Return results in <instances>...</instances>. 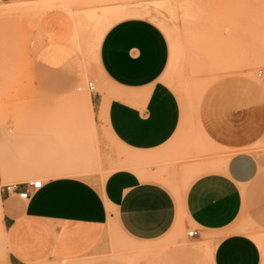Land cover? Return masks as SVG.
<instances>
[{"label":"crops","instance_id":"1","mask_svg":"<svg viewBox=\"0 0 264 264\" xmlns=\"http://www.w3.org/2000/svg\"><path fill=\"white\" fill-rule=\"evenodd\" d=\"M63 11L48 10L39 18L42 43L34 56L36 83L53 94L74 91L88 75V52L92 55L89 38L77 35L75 19L72 22V15ZM163 32L150 20L129 17L116 21L103 34L94 58L110 88L91 96L94 115L86 118L89 140L82 150L89 151V145L94 144L102 152L107 132L144 155L162 157L165 152L179 151L182 111L175 93L162 82L171 63L170 44ZM238 83L248 93L264 91L257 89L264 88L262 84L243 86L241 79ZM214 103L212 108L222 104ZM220 114L201 113L203 132L223 150L236 153L208 172L198 173L197 164L191 162L172 167L168 171L175 178L182 171L195 175L180 195L159 181L156 168L146 167L147 162L142 175L120 169L96 184L85 176L61 171L63 165L56 162L63 160L67 150L54 147V139H40L34 149L0 150V225L6 233L8 264L76 262L94 257L108 243L113 227L141 246L153 248L145 264H175L177 249L170 246L158 252L153 242L170 233L177 223L197 231L199 239L207 233L223 234L208 255L211 264H264V246L259 244L264 242V234L248 235L238 229L244 223L264 228V149L246 151L264 144V128L260 130L258 125L256 129L248 120L245 131L246 124L239 123L238 115L231 112L228 128L217 132L214 121ZM182 150L186 153L187 147ZM20 153L28 159H20ZM10 167L53 171L42 172L51 177L43 180V187L35 193L24 185L32 181L18 182L23 184L22 191L31 192V199L24 200L5 190L9 185L3 183L6 176L22 174L6 172Z\"/></svg>","mask_w":264,"mask_h":264},{"label":"rangeland","instance_id":"2","mask_svg":"<svg viewBox=\"0 0 264 264\" xmlns=\"http://www.w3.org/2000/svg\"><path fill=\"white\" fill-rule=\"evenodd\" d=\"M16 1L6 0L0 7L8 8ZM80 7L85 11L91 9L94 14H80L82 18L90 17V24L80 30V34L89 38L88 49L92 53L88 52V75L74 91L60 94L50 93L36 83L38 72L34 69V56L42 43L38 34L41 15L37 11L31 15L34 12L28 11H33L36 6L24 7V10L28 9L25 13L31 12L28 15L20 12L22 15L0 16V134L3 141L0 150L34 149L39 145L38 140L54 139V147L67 150L63 160L56 162L63 165L61 171L71 176H85L96 184L103 183L120 169H132L141 174L147 162L146 167L156 168L159 181L180 195L195 175L182 171L175 178L168 170L191 162L197 164L198 173L208 172V169L220 168L236 153L223 150L220 144L205 135L200 120L202 112L221 113L220 119L214 121L217 132L228 128L231 112L238 115L239 123L246 124L245 131L248 120L254 122L256 129L258 125L260 130L264 128V91L248 93L238 85L239 79L244 82L243 86L264 85L257 77V73L264 70V0H103ZM129 17L160 25L171 48V63L162 82L177 96L182 122L176 147L179 151L165 152L162 157L129 149L107 132L104 133L106 142L102 152L94 144L89 145V151L81 149L89 140L86 118L92 116L87 110H80L78 104L85 95L91 99L92 95L110 88L97 68L95 49L113 23ZM89 82L94 83L95 93L87 89ZM214 102L224 105L212 108L216 106ZM261 140L264 141V136ZM184 147H187L186 153L180 151ZM262 149L264 144L246 151ZM19 155L20 159H28ZM50 157H54V153L48 159ZM152 159L154 162L150 161ZM10 170L22 174L6 176L4 184L43 181L51 176L42 172L53 171L39 167H10L6 172ZM238 229L248 235L264 234V228L255 224L244 223ZM190 231L194 230L177 223L170 233L153 242L156 243L154 248L160 249L158 252L170 246L177 249L175 264H211L208 255L223 234L207 233L199 239L189 238ZM5 237L0 225V264H8ZM141 244L124 237L113 227L108 243L94 257L76 262L45 260L39 264H131L130 261L145 264L150 261L148 254L153 248ZM259 244L264 246V242L259 241ZM187 248L195 250L189 252Z\"/></svg>","mask_w":264,"mask_h":264},{"label":"bare ground","instance_id":"3","mask_svg":"<svg viewBox=\"0 0 264 264\" xmlns=\"http://www.w3.org/2000/svg\"><path fill=\"white\" fill-rule=\"evenodd\" d=\"M102 1L103 0H58V1L41 0V1H38L35 3L16 2L15 5L10 6L8 8H1L0 7V16H9V15H12L15 13L22 15L23 13H25L28 10V9L24 10V7L29 6V5H35L36 6V8L33 11L28 10V11L34 12V13L30 12L31 15L36 14L37 12H40V15H42L44 12H46V11H44V9H48V10L62 9V10L68 11L71 15L74 16V19L76 21V33H77V35L79 34V36H80V30H82V28H85V26L87 24L88 25L90 24V21H89L90 17L87 19L82 18L80 14L81 13H87V14L90 13V14H92L90 16H94V14H93V10L91 11V9L85 11L84 9L81 10L78 7H80L82 5L84 7L85 5H91L93 3L102 2ZM40 9H42V10L40 11ZM22 10H24V11H22ZM30 13H28V14H30ZM25 14H27V13H25ZM263 60H264V58H263ZM257 77H258V73H257ZM258 79H260V78H258ZM79 88H81V91H82V87H79ZM79 88H78V90H79ZM78 108L80 110H87L91 114V116L94 115L92 100L87 95H85V97L79 102Z\"/></svg>","mask_w":264,"mask_h":264},{"label":"built area","instance_id":"4","mask_svg":"<svg viewBox=\"0 0 264 264\" xmlns=\"http://www.w3.org/2000/svg\"><path fill=\"white\" fill-rule=\"evenodd\" d=\"M4 1H6V0H0V4ZM258 78H260L261 80L264 81V70H260L258 72ZM87 89L90 92L95 93L94 83L89 82L87 84ZM79 91H81V88H79ZM22 185L23 184H21V183L9 184V185L5 186V190L8 194L18 195L21 199L30 200L31 199V192L29 190L22 191L21 190ZM24 185H27L28 187H30L32 192L35 193L43 187V181L42 180H36V181H32V182H29V183L24 184ZM197 234H198L197 231H190L188 233V237L189 238H196Z\"/></svg>","mask_w":264,"mask_h":264}]
</instances>
